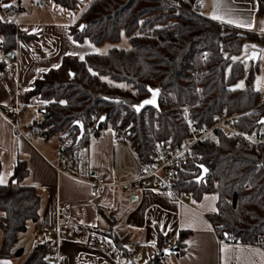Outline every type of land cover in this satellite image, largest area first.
Returning <instances> with one entry per match:
<instances>
[{"label": "trees", "instance_id": "obj_1", "mask_svg": "<svg viewBox=\"0 0 264 264\" xmlns=\"http://www.w3.org/2000/svg\"><path fill=\"white\" fill-rule=\"evenodd\" d=\"M193 1V0H191ZM65 9H75L79 0H53ZM0 0V47L7 54L16 51L22 34L16 21L7 16ZM20 9V7L18 8ZM264 15V0L257 10ZM84 23L83 29L81 24ZM72 37L82 42L88 39L99 46L107 41L118 42L123 35L129 38L130 47L111 48L107 53H90L83 59L64 55L58 67L51 68L36 79L34 87L23 94L24 104L35 96L47 102L43 118L36 126L47 137L71 134L74 146L86 143L90 135L99 136L108 125L127 129L132 147L143 163L154 156L153 139L166 140L173 136L180 141L187 132L182 108L189 106L192 115L201 123L213 114L227 110L245 112L238 120L242 129L254 134L264 130V101L255 89L254 80L258 65L248 69L238 56L247 40L264 44V33L241 30L211 19L192 9L188 0H93L87 9L70 26ZM206 55V61L202 56ZM0 61V68L3 65ZM200 71L198 83L201 97L195 91V72ZM72 73L74 75L72 76ZM245 77V86L236 87ZM160 87V110L148 107L142 112L135 108L150 95L148 87ZM98 111L106 121L92 125V116ZM159 115L160 127L154 126ZM83 121L85 135L78 141L76 121ZM200 162L187 159L184 170L179 171V187L191 190L196 199L204 193H218L217 211L209 218L221 238L226 241L264 243V144L259 148L220 132L217 142H204L194 148ZM201 163L210 171L206 181H195ZM199 174V173H198ZM29 175L25 160H18L12 179L0 184V219L2 244L0 258L23 254L17 248L19 235L27 230V221L40 217V195L32 184H24ZM17 180L15 183L14 180ZM245 183L250 187L245 188ZM186 234L181 232L178 251ZM117 248L122 255L126 250L118 239ZM165 237L159 235L163 254ZM54 251L52 242L42 241L26 257L23 264H50Z\"/></svg>", "mask_w": 264, "mask_h": 264}, {"label": "crops", "instance_id": "obj_2", "mask_svg": "<svg viewBox=\"0 0 264 264\" xmlns=\"http://www.w3.org/2000/svg\"><path fill=\"white\" fill-rule=\"evenodd\" d=\"M10 2L19 14L17 29L33 37L20 35L15 57L0 68V108L22 100L36 79L59 66L64 55L84 58L99 50L88 39L78 42L72 37L70 26L79 17L72 18L65 12V19H49L38 10L47 7L49 0H30L26 8L21 1ZM205 2L202 13L211 19L241 30L264 33V15L257 14L259 0ZM229 20L233 22L228 23ZM250 49L261 52L254 86L264 94V44L256 42L246 51L243 49L239 59ZM252 64L246 62L245 66L248 69ZM46 103L38 96L23 103L21 125L29 128L40 122ZM111 128L107 127L99 136L90 135L86 142L93 174L103 176L110 183L133 180L139 173V158L131 144L113 139ZM58 137L42 134L29 140L17 135L0 111V177L5 180L0 184L10 182L18 160H25L29 175L23 183L34 185L41 199L39 219L28 220L27 230L19 235L17 248L23 249L20 258H24L21 264L36 246L34 236L43 231L55 235L61 216L70 217L71 222L60 228L62 244L53 254L54 264H264V249L260 245L221 242L217 238L209 218L210 213L217 211V192L204 193L194 200L192 208L171 200L166 191L142 187L107 186L101 195H94L89 184L57 173L53 162L57 158ZM61 205H70L71 210L59 213ZM181 232L186 234L180 249L184 252L179 254L177 247L174 253L164 252L159 260L153 261L160 252L159 235L165 240L173 239L170 246L164 243V251L178 246ZM24 236L28 237L27 242ZM115 239L125 248V255L117 248ZM5 261L20 264L17 256L0 258V264Z\"/></svg>", "mask_w": 264, "mask_h": 264}, {"label": "built area", "instance_id": "obj_3", "mask_svg": "<svg viewBox=\"0 0 264 264\" xmlns=\"http://www.w3.org/2000/svg\"><path fill=\"white\" fill-rule=\"evenodd\" d=\"M194 11L202 13L206 2L205 0H188ZM7 16L18 20L17 11L13 8L7 9ZM224 28L226 23L220 22ZM1 60L9 62L10 55L5 53L0 47ZM202 60L206 61V55L202 56ZM200 71L195 72V91L201 97L202 86L198 83ZM264 101V94L261 95V102ZM23 107L22 100H18L13 106L0 108L2 115L11 124L12 130L15 134L26 137L29 140L34 139L36 136L42 135L43 129L33 124L29 128H24L20 123V115ZM245 112L223 110L212 115V117L201 123H197L192 115V110L189 106L182 108V114L185 117L187 132L185 136L176 141L173 136L166 140H160L157 137L153 139L154 156L150 163H143L140 161L138 176L130 181L122 183H110L103 176H95L93 174L90 154L88 151L87 143L74 146V141L71 134H61L57 140V158L53 162L57 173L59 175H67L77 181L84 182L90 185L91 192L94 195H101L107 186H126L130 188L142 187L145 189L163 190L169 194L171 200L193 207L194 200L193 191H183L179 187V171L184 170L183 162L187 159H195L200 162V155L194 152V148L204 142H217L220 132H224L229 136L235 137L238 141H245L249 145L259 148L264 144V130L258 133H250L242 129L238 123L239 118ZM99 112L96 111L92 116V125L88 128L91 130L93 125L98 122ZM154 126L156 129L160 127L159 115L154 116ZM113 139L117 142H126L131 144L127 129L122 128L119 124L111 128ZM193 175H199L201 169L190 170ZM199 173V174H198ZM245 188H249V183H245ZM71 210L70 205L59 206V213H68ZM71 222L70 217H60L56 234L52 235L47 231L36 234L33 242L37 245L42 241L52 242V249L55 253L58 252L62 240L60 238V228ZM215 232L219 241L224 242L218 234L217 229ZM173 239L167 238L165 245L170 246ZM264 249V243L259 244ZM52 255L50 260L56 261V257ZM54 256V257H53Z\"/></svg>", "mask_w": 264, "mask_h": 264}, {"label": "rangeland", "instance_id": "obj_4", "mask_svg": "<svg viewBox=\"0 0 264 264\" xmlns=\"http://www.w3.org/2000/svg\"><path fill=\"white\" fill-rule=\"evenodd\" d=\"M13 1H14V3H18V1H21V5H23L25 8H26V5L28 7L30 5L29 4L30 0H12V2ZM92 1L93 0H79V2H78V4H77L75 9H65V8H62V7L58 6V5H56L55 3H53V0H49V5L47 7H45L43 10H40V9H38V10L41 11L43 13V15H46L47 18H49V19H51V18L52 19H65L63 17L65 12H67L70 17H72V18L75 17L76 18V17H79L87 9V7L90 5V3ZM34 12H35V10H34ZM17 14H18V12H17ZM56 16H58V17H56ZM16 25H17V22H16ZM255 44H256V42L247 40L245 42V44H244V51H246L249 47L254 46ZM113 47L128 49L130 47L129 38L126 35H123L121 40L118 41V42L107 41V42L101 44L100 46H98L99 50L96 53H100V54L107 53ZM239 57H241V55L238 56V58ZM241 83L243 84V87H244L245 84H246L245 83V77L239 79L235 86L237 87ZM243 87H238V88H243ZM260 102H261V100H260ZM35 112L38 113V110L35 111ZM31 126H33V125H31ZM107 127L109 128L110 125H108ZM0 214H4V212L0 210ZM22 234H24V233H22ZM27 238L28 237H26V236L23 237V240L25 239L24 242H27ZM1 240H2V230H1V227H0V245H1ZM17 245H16V247H17ZM17 258H18V263H20V264L24 260V258L23 257L20 258V256H17Z\"/></svg>", "mask_w": 264, "mask_h": 264}, {"label": "water", "instance_id": "obj_5", "mask_svg": "<svg viewBox=\"0 0 264 264\" xmlns=\"http://www.w3.org/2000/svg\"><path fill=\"white\" fill-rule=\"evenodd\" d=\"M12 3H9V4H6V5H11ZM9 8V7H7ZM84 23L81 24V29H83L84 27ZM2 42V37H0V43ZM260 50L258 49H250L248 52H247V55L242 59V63H246V62H253L254 64H257L258 63V60H259V57H260ZM10 55V58L11 60L15 57V53L14 52H10L9 53ZM74 75V73H72V76ZM148 90L150 92V95L148 97H146L145 99H143L138 105L135 106L136 110L138 112H142L143 110H145L146 108L148 107H153L155 108L156 110H160V96H161V93H162V89L160 87H151L149 86L148 87ZM151 100H154V103H145V101H151ZM107 119H106V116L105 115H102L100 120H99V124L102 123V122H105ZM264 122V120H262ZM75 125L78 126L79 128V134H78V141H80L84 135H85V126H84V123L83 121L79 120V121H76L75 122ZM200 169H201V172L200 174L196 177L195 181L198 182V183H201L203 181H206V177L210 171L209 167L204 164V163H201L199 165ZM14 182L16 183L17 180L15 179ZM177 245L175 246H171V247H168V248H165L164 252L165 254L169 255L171 253H174L177 249ZM50 264H54L53 262L50 263Z\"/></svg>", "mask_w": 264, "mask_h": 264}, {"label": "snow or ice", "instance_id": "obj_6", "mask_svg": "<svg viewBox=\"0 0 264 264\" xmlns=\"http://www.w3.org/2000/svg\"><path fill=\"white\" fill-rule=\"evenodd\" d=\"M11 5H4V7H10ZM215 19H221V17L220 16H215L214 17ZM233 21H231V20H229L228 21V23H232ZM81 59H83V57H81ZM54 67H58V65L57 66H54ZM237 87H243V84L241 83L240 85H238ZM145 103H154V100H151V101H145ZM0 183H5V180H4V178L3 177H0ZM223 250V249H222ZM3 264H10V262H7V261H5V262H3Z\"/></svg>", "mask_w": 264, "mask_h": 264}]
</instances>
